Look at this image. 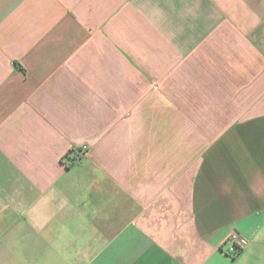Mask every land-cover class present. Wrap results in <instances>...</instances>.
I'll return each mask as SVG.
<instances>
[{
	"label": "crops",
	"instance_id": "1",
	"mask_svg": "<svg viewBox=\"0 0 264 264\" xmlns=\"http://www.w3.org/2000/svg\"><path fill=\"white\" fill-rule=\"evenodd\" d=\"M0 264H264V0H0Z\"/></svg>",
	"mask_w": 264,
	"mask_h": 264
},
{
	"label": "built area",
	"instance_id": "2",
	"mask_svg": "<svg viewBox=\"0 0 264 264\" xmlns=\"http://www.w3.org/2000/svg\"><path fill=\"white\" fill-rule=\"evenodd\" d=\"M87 153V146L81 145L80 147L73 148L70 151L71 154V162L74 163L80 159H82ZM238 235L236 233H230L226 238V243L229 244L227 252L229 255L234 256L237 251L240 249L239 245L237 244Z\"/></svg>",
	"mask_w": 264,
	"mask_h": 264
},
{
	"label": "trees",
	"instance_id": "3",
	"mask_svg": "<svg viewBox=\"0 0 264 264\" xmlns=\"http://www.w3.org/2000/svg\"><path fill=\"white\" fill-rule=\"evenodd\" d=\"M239 250H240V249H239ZM239 250L237 251V253L239 252ZM237 253H236V254H237ZM236 254H235V255H236ZM235 255H234V256H235Z\"/></svg>",
	"mask_w": 264,
	"mask_h": 264
}]
</instances>
